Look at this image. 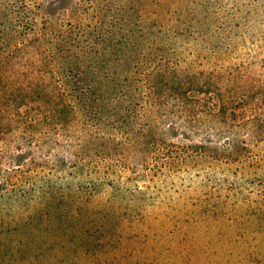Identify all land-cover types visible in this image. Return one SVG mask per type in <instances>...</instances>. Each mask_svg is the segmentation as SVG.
Returning a JSON list of instances; mask_svg holds the SVG:
<instances>
[{"label": "rangeland", "instance_id": "1", "mask_svg": "<svg viewBox=\"0 0 264 264\" xmlns=\"http://www.w3.org/2000/svg\"><path fill=\"white\" fill-rule=\"evenodd\" d=\"M7 32L0 264H264V0H0Z\"/></svg>", "mask_w": 264, "mask_h": 264}, {"label": "trees", "instance_id": "2", "mask_svg": "<svg viewBox=\"0 0 264 264\" xmlns=\"http://www.w3.org/2000/svg\"><path fill=\"white\" fill-rule=\"evenodd\" d=\"M16 28H18V27H12V30H11V32L13 31V33L16 31L15 29ZM11 32H7V33H4L2 36H1V34H0V45H2L3 43H5L6 41H8L9 40V36H7V34L8 33H11ZM16 48V50H20L21 49V46H16L15 47ZM6 51V50H5ZM7 52V51H6ZM9 52H11V51H8L7 53H6V55L7 54H9ZM12 53H14V52H12ZM5 54L2 56V58H1V62H0V66L1 67H3L5 64H6V59H7V56H6ZM2 75V74H1ZM0 81H1V78H0Z\"/></svg>", "mask_w": 264, "mask_h": 264}]
</instances>
